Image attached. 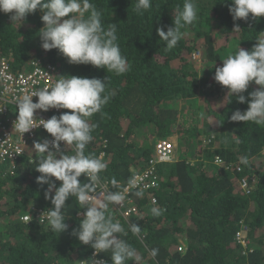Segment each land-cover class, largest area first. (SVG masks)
<instances>
[{
	"label": "trees",
	"instance_id": "16d2710c",
	"mask_svg": "<svg viewBox=\"0 0 264 264\" xmlns=\"http://www.w3.org/2000/svg\"><path fill=\"white\" fill-rule=\"evenodd\" d=\"M194 2L198 19L182 29L185 35L169 50L157 29L166 32L174 26V13L184 0H152V7L140 13L136 0H92L103 24L118 26V43L128 63L123 74L70 64L58 50L45 51L39 10L22 24H13L12 14L0 12V55L14 72L31 70L29 62L42 59L54 66L56 79L77 76L106 82L104 94L110 99L89 118L96 127L86 153L107 163L99 175L109 191H121L150 168L157 141L177 137L175 160L156 166L160 187L139 197L135 193L140 190L133 189L126 198L127 207L136 208L129 218L114 204L106 211L122 224L126 235H118L140 257L126 264H264V125L233 122L232 113L246 111L248 105L232 96L226 99L228 89L214 79L215 65L222 66L239 47L253 48L264 32V17L234 20L231 0ZM236 25L241 31L233 32ZM196 52L203 56L202 70L193 59ZM258 87L251 83L244 95ZM66 111L44 114L51 118ZM43 139H51L50 134H38L17 162H0V264H91L95 259L112 264L110 251L96 254L72 234L84 212L75 198L66 202L64 233L37 218L35 209L53 207L44 196L47 185L37 183L41 174L35 171L42 154L34 151V142ZM62 150L67 154L70 148ZM216 157L221 165L213 163ZM243 157L247 164L241 162ZM243 180L248 189L242 187ZM55 183L59 187L62 182ZM153 207L159 216L153 215ZM24 214L31 216L29 223L21 219ZM132 223L141 227L139 236L130 231ZM242 228L247 229L246 245L236 236ZM181 238L186 247L179 250ZM153 249H158L156 256L151 255Z\"/></svg>",
	"mask_w": 264,
	"mask_h": 264
},
{
	"label": "clouds",
	"instance_id": "9594fccd",
	"mask_svg": "<svg viewBox=\"0 0 264 264\" xmlns=\"http://www.w3.org/2000/svg\"><path fill=\"white\" fill-rule=\"evenodd\" d=\"M151 7L152 0H136L138 13ZM37 10L43 13L44 27L40 29L39 36L45 51L58 50L70 64L92 65L116 74L128 70L127 58L122 55L118 43L117 24L105 26L102 13L92 0H0V12L12 14L13 24H22ZM229 11L234 20H247L250 16L258 19L264 17V0H231ZM197 19L198 8L194 0H184L182 9L177 8L174 13V26L168 27L166 32L160 27L157 34L167 49H173L185 35L182 29ZM239 31L241 29L236 25L233 32ZM255 41L257 43L251 50L239 47L223 60L222 66L215 65L214 79L228 89L226 99L232 96L239 103L248 105L246 111L232 113L230 118L233 122L251 121L264 125V32L259 33ZM253 82L259 87L246 97L244 93ZM105 90L106 82L98 78L60 76L50 89L41 88L16 98L14 131L25 134L42 126L52 138L34 142L35 151L42 154L35 167V171L41 174L37 183L47 185L44 196L53 205L41 218L47 219L52 231L64 233L68 228L66 202L75 198L84 212L78 215L81 221L72 234L82 244L90 245L96 254L110 251L112 264H126L140 257L136 248L118 235H126L122 224L106 215V211L110 204L118 205L125 200L128 187L122 191L106 190L102 200L94 196L98 187H105L99 174L107 168V163L92 153H86L96 127L89 118L101 112L110 99L104 94ZM33 97L38 100L34 102ZM50 109L69 111L46 120L35 118L38 110L48 112ZM62 142L70 148L67 154L61 149ZM73 149L74 154H69ZM241 162L247 164L248 160L243 157ZM82 176L86 177V182L80 181ZM55 181L62 183L57 187ZM111 183L115 186L117 181L112 179ZM136 183V178H132L128 186L134 187ZM135 195L139 197L142 192L137 191ZM151 211L153 215H160L156 207ZM129 228L139 236L140 226L132 223ZM185 247L186 244L180 241L179 250ZM157 253L158 249H153L151 255L156 256ZM80 264H87V261ZM91 264H103V261L91 260Z\"/></svg>",
	"mask_w": 264,
	"mask_h": 264
},
{
	"label": "built area",
	"instance_id": "2783aa9c",
	"mask_svg": "<svg viewBox=\"0 0 264 264\" xmlns=\"http://www.w3.org/2000/svg\"><path fill=\"white\" fill-rule=\"evenodd\" d=\"M45 65V66H44ZM28 67H32L31 70H24L22 72H14L7 58L0 55V162L7 160L17 162L22 156L27 154L26 148L29 143H32L37 135L47 133L42 126L34 128L30 132L22 134L14 131V121L17 119V110H11L10 105H16V98L39 90L41 88L48 87L49 89L57 80L55 78L54 66L47 64L42 59L31 60ZM37 97H33V101L36 102ZM55 112L61 109H53ZM36 119H49L50 117L45 115L43 111L38 110L35 113ZM39 122L37 121V124ZM52 139V138H51ZM67 145L61 143V149H66ZM176 145L171 139L159 140L155 144L156 157L150 160V168L137 173V183L134 187L124 186L121 191L128 187V192L125 194V200L121 204H114L117 210H119L125 218L130 217L131 213L135 211V207H127L126 198L129 196L133 189H139L141 192H150L151 189L159 188L160 183L156 176V166L161 163H169L175 160ZM35 151V147H33ZM31 154V153H30ZM216 164L221 165L222 160L217 157ZM104 188H97L96 193H93L97 198H102L103 193L109 191L107 184L102 183ZM242 187L247 188L246 180L242 181ZM104 198V197H103ZM153 203L157 202L156 199L152 200ZM37 217L41 222H44L46 218H41L44 211L41 209L36 210ZM21 219L24 222H29L31 216L29 214L22 215ZM246 228L243 232L237 233V239L241 241L243 245H246L245 234ZM95 261H101L95 259Z\"/></svg>",
	"mask_w": 264,
	"mask_h": 264
},
{
	"label": "rangeland",
	"instance_id": "374dc122",
	"mask_svg": "<svg viewBox=\"0 0 264 264\" xmlns=\"http://www.w3.org/2000/svg\"><path fill=\"white\" fill-rule=\"evenodd\" d=\"M193 59H195V61L197 62V64H198V68L200 69L201 68V70H202V66H203V56H202V54L201 53H198V52H196V53H194V55H193ZM27 69V67H25V68H23V70H26ZM169 139H171L174 143H175V145H176V148L178 147V144H179V142L177 141V137L176 136H173V137H170ZM178 143V144H177ZM176 148H175V151H174V154H175V156L177 157V154H176ZM181 150L179 149L178 150V153L180 152ZM179 155V154H178ZM181 155V154H180ZM215 161V162H214ZM213 161V163L214 164H216V159ZM217 165V164H216ZM99 199H103V197L102 198H99ZM243 236H245V234L243 233Z\"/></svg>",
	"mask_w": 264,
	"mask_h": 264
},
{
	"label": "crops",
	"instance_id": "0c3cea01",
	"mask_svg": "<svg viewBox=\"0 0 264 264\" xmlns=\"http://www.w3.org/2000/svg\"><path fill=\"white\" fill-rule=\"evenodd\" d=\"M181 242H183V243H185V240H184V238H181V240H180Z\"/></svg>",
	"mask_w": 264,
	"mask_h": 264
}]
</instances>
